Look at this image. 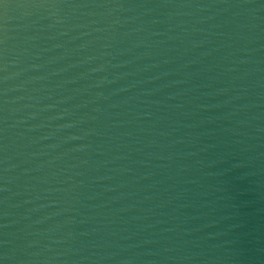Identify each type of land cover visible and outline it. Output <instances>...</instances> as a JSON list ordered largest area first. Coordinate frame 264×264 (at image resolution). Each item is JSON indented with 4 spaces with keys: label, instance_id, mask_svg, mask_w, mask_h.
<instances>
[{
    "label": "water",
    "instance_id": "obj_1",
    "mask_svg": "<svg viewBox=\"0 0 264 264\" xmlns=\"http://www.w3.org/2000/svg\"><path fill=\"white\" fill-rule=\"evenodd\" d=\"M0 264H264V0H0Z\"/></svg>",
    "mask_w": 264,
    "mask_h": 264
}]
</instances>
